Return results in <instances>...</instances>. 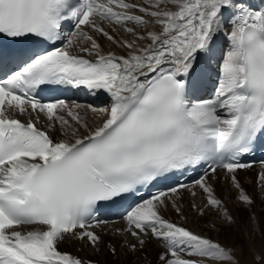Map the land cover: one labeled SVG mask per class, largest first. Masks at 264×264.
Returning <instances> with one entry per match:
<instances>
[{
	"label": "snow or ice",
	"instance_id": "6c2138e0",
	"mask_svg": "<svg viewBox=\"0 0 264 264\" xmlns=\"http://www.w3.org/2000/svg\"><path fill=\"white\" fill-rule=\"evenodd\" d=\"M78 89L107 105L67 98ZM260 146L264 0H0V264H109L61 245L118 258L97 231L112 215L124 222L108 230L124 237L120 252L155 240L158 264H240L235 245L163 213L184 219L183 193L199 190L191 208L231 227L210 180L222 174L251 209L238 172ZM252 259L264 264V244Z\"/></svg>",
	"mask_w": 264,
	"mask_h": 264
},
{
	"label": "bare ground",
	"instance_id": "6f19581e",
	"mask_svg": "<svg viewBox=\"0 0 264 264\" xmlns=\"http://www.w3.org/2000/svg\"><path fill=\"white\" fill-rule=\"evenodd\" d=\"M136 2H140V0H136ZM137 14H139V13H137ZM138 30L142 31V29H138ZM121 35H127V34L121 33ZM101 43L104 45L105 51L111 50V51L117 52L118 54H123V52H124L123 49H120L114 45H110L107 41L101 40ZM87 118H88L90 123L93 120L99 122L100 120L103 119V114L100 113L99 111H97L95 113L89 111V112H87ZM43 123H44V121H41V125H43ZM53 135H55V134H53ZM252 167L249 169L240 170L239 172L241 173V176L239 175L238 179L240 180L242 186L247 189V192L254 197L255 207L257 209L258 204H259V206L262 204L264 207V200H263L264 198L260 199V195H262L264 192H262V194H261L260 191H262V190L257 186V170H256L257 168L256 167L252 168ZM254 168H255V170H253ZM223 179H224V177L221 174L218 176V178L210 180V182L215 187L217 195L221 199H223L224 203L226 204L228 209L233 214V217H234L236 223L233 224L232 226L236 227V225L238 224L237 220H239V216L237 215L239 213V209H238V213L236 214L237 211H234L235 209H237L234 207V205H236V203H237V201L235 200V191L231 188L230 183L227 182L225 179L224 180ZM203 202H204L203 197L201 196V194L199 193L198 190H197V196L196 197H192L190 195V193L184 192L179 203L182 206V210H183L185 218L181 219L180 216L177 215L176 212L171 208L164 211L163 214H164L165 218L170 219L173 222H176L178 224H182V225L188 227L193 232L202 234L204 236H206L207 234L208 235L211 234L206 227L204 228V225L206 224L207 221H210V222L213 221L208 226H213V224H215L216 227H214V228H220V229L222 228V230H223L224 227H222V226H224V225L220 226V224H222L221 223L222 218L220 216H218L214 210H211V209L206 210V214L203 217H200V215L191 208L192 203H196L197 205H202ZM261 202H263V203H261ZM255 207H254V210H255ZM246 211H244V212H246ZM256 211H254V212L256 213ZM242 214H243V212H242ZM242 214H240V215H242ZM256 215H255V217H256ZM242 217H243V215H242ZM250 217H252V216H250ZM250 217H249V219H250ZM255 217L253 220L256 223H258L259 222L258 221L259 219L257 220L258 217L256 219H255ZM212 218H214V219H212ZM219 221H221V222H219ZM120 227H123V225L121 223H112V224L102 226L100 229H97V231L103 235L105 243L110 242V243H113L117 246L118 252L120 254H119L118 258L115 257V260H113L112 257L107 254L106 249L103 250V253H97L91 248L82 247L79 242H77V243H66L64 245H61V250L72 252L75 255H78L84 259H93V260H97V261L107 260L109 262V264H116L115 262H117L118 264H120V263L121 264H128L129 263L128 261L132 260V259H135L136 264H157V260H156L157 254H158V252H160L162 250L155 246V243L153 240L150 241L146 245V247L143 251H138L137 253L133 254V258H131L132 254H126L127 249H125L123 252H120V245L122 244L124 237L123 236L117 237V236L112 235L110 232H108L109 229H115V228H120ZM105 232H108V234L105 235L104 234ZM221 233L223 234L222 231H221ZM102 248H103V246H102ZM260 249L261 248L258 247V249H256V251L260 250ZM254 252H255V250H254ZM141 253H143L142 255H144V259L140 258ZM239 254H240L239 251H237L236 255L238 256ZM241 257L242 256H240V257L238 256L240 264H253L251 259H247V257H244V258H241ZM138 260H139V262H138Z\"/></svg>",
	"mask_w": 264,
	"mask_h": 264
},
{
	"label": "rangeland",
	"instance_id": "374dc122",
	"mask_svg": "<svg viewBox=\"0 0 264 264\" xmlns=\"http://www.w3.org/2000/svg\"><path fill=\"white\" fill-rule=\"evenodd\" d=\"M239 175L241 176L240 172H238V176ZM245 190L247 191L246 188H245ZM262 192H264V190L260 191L261 194H262ZM262 195H260V199L264 198V193ZM261 203H263V202H261ZM234 207L237 208V209L234 208L235 209L234 211H237L236 214L238 213V209H239V213L237 214L239 216V220H237L238 224L236 225L237 228L233 227V226L229 227L222 220V222L219 221V222L222 223V224H220V226L224 225V226H222V227H224V229L222 230V228L220 229V228H214L213 226H208L213 221H211V222L207 221L206 224L204 225V228L206 227L211 234L209 233L210 235L207 234L206 236L209 237L210 239H213L214 241H218L222 245H225V246H228V247H232L233 245H235L236 246V252L239 251V253H240L239 245L242 242H245V241L247 242L248 241L247 242L248 243V247L252 249V252L250 253L246 249L243 255H241V253H240L238 256L239 257L242 256L241 258L247 257V259H251V261L253 262V259L251 257H252V255L254 253V250L256 251V249H258V247L261 248L262 244H264V207H263L262 204L260 206L258 204L257 209H256L255 204H254V206H252L251 209H247L242 204H240L238 202L236 203V205H234ZM254 207H255V210H254ZM241 211L243 212V214H242ZM244 211H246V212H244ZM254 211H256V213ZM240 214H242L243 217ZM255 215H256V217H255ZM250 216H252V217L249 219ZM200 217H203V216H200ZM254 217H255V219L258 217L257 218V220L259 219L258 223H256L253 220ZM212 219H214V218H212ZM221 231L223 232V234L221 233ZM155 246L158 247L156 244H155ZM236 252H235V254H236ZM107 254L110 255L108 252H107ZM142 254L143 253H141V257L140 258L144 259V255H142ZM131 258H133V254L131 255ZM112 259L115 260V257H112ZM156 260H157V257H156ZM128 262H129L128 264H136L135 259L129 260ZM138 262H139V260H138ZM115 263L118 264L117 262H115ZM157 264H158V261H157Z\"/></svg>",
	"mask_w": 264,
	"mask_h": 264
}]
</instances>
